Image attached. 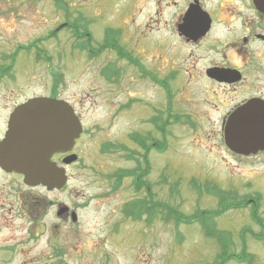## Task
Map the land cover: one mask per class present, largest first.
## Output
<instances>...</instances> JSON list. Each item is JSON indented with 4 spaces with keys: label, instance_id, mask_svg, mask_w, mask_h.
I'll return each mask as SVG.
<instances>
[{
    "label": "rangeland",
    "instance_id": "rangeland-1",
    "mask_svg": "<svg viewBox=\"0 0 264 264\" xmlns=\"http://www.w3.org/2000/svg\"><path fill=\"white\" fill-rule=\"evenodd\" d=\"M158 1L0 0V53L11 50L18 43L26 44L44 37L61 22L75 23L78 27L83 24L82 31L79 27L81 34L88 29L92 46H103V34L108 30L105 28L117 27L122 20L127 22L122 27L123 47L132 50L148 67L162 70V50L165 49L162 48L161 30L155 28L160 17V8L154 6ZM146 23L154 28L152 32L146 29ZM111 33L115 36L116 31L111 29ZM110 41L106 42L108 48L104 47V53L94 59H87L81 50L86 44L84 39L77 40L65 28L51 39L35 41L38 48L53 56L58 93L74 108L83 135L77 141V162L66 168L68 181L54 197L46 195L51 203L47 210L40 208L31 216V223L20 218L15 210L18 205L12 196L17 193L16 180L0 181L3 184L0 192L9 198L8 203L0 207V215L5 218V222L0 220V264L222 262L219 243L206 236L199 223L176 226L173 221L163 219L167 210L160 207L151 218L144 214L139 220L122 213L124 205L145 199L146 192L136 193L131 178L118 184L115 175L120 170L135 169L136 160H142L143 150L132 140L134 134L137 137L145 134L148 144L151 134L152 141H159L160 146V133L149 125V117L155 113L148 105L159 107L162 99L161 92L146 82L136 67L114 62ZM78 49L81 50L79 54L75 52ZM22 61L20 64L25 66L14 84L22 86L19 94L11 97L12 103L26 99L34 89L37 91L28 76L33 74L32 78H38L37 75L42 74V67L32 64L31 59L22 58ZM103 67L109 68L108 79L101 72ZM11 86L7 83L0 86L1 117L6 96L13 91ZM188 94L192 103L177 106L182 112L196 113V119L171 122L163 151L159 147L149 154L151 170L146 180L151 185L154 201L184 216H192L199 210L221 209L216 204L227 206L228 191L250 194L261 186L264 192V154L242 160L230 159L222 132H219L220 119L209 111L214 100L211 102L208 94L196 87L185 90L184 95ZM178 100L181 99L178 97ZM5 127L6 121L0 118V133ZM128 158L131 160H126ZM249 184L253 189H246ZM33 192L42 194L44 190ZM26 198L25 195L20 205L25 214L28 210ZM53 202L70 208L76 214V222L55 219ZM258 218L264 225V209ZM10 220H14L13 226L8 223ZM258 222L250 219L248 211L239 209L223 214L210 225L215 230L230 233L233 239L242 227L253 228L255 237L246 235L248 251L255 254L252 264H264V230ZM224 237L229 241V236ZM225 256L230 260L234 258L228 251ZM235 256L243 261L250 259L247 254L235 253Z\"/></svg>",
    "mask_w": 264,
    "mask_h": 264
},
{
    "label": "flooded vegetation",
    "instance_id": "flooded-vegetation-1",
    "mask_svg": "<svg viewBox=\"0 0 264 264\" xmlns=\"http://www.w3.org/2000/svg\"><path fill=\"white\" fill-rule=\"evenodd\" d=\"M146 1L150 2V0ZM155 5L160 8V17L155 28L158 31L161 30L162 48L165 49L162 50V70L148 67L143 60L140 61V58L136 57L132 50L123 47L125 43L122 42L124 34L122 27H125L127 22L122 20L117 27L105 28L108 30L103 34L101 42L103 46H92V36L87 32L88 29L84 34H81L79 29L81 28L82 31L83 24L79 28L75 23L61 22L53 29L48 30L44 37H38L26 44L18 43L11 50L0 53V86L3 87V84L7 83L12 85L11 89H13L6 96V105L2 109L4 115L0 116L2 120L6 121V127L0 133V144L8 133L6 132L7 121L16 106L35 98L61 99L69 102L68 99L61 96V93H58V78L56 67L53 65V56L46 54L44 49L38 48V42L35 41L51 39L57 35L58 31L65 28L74 34L77 40L84 39L86 44H83L81 50L87 59H94L104 53L106 34L111 33V29H114L116 38L111 33L113 36L111 46L116 49H110L114 53V62L133 65L146 82L148 81L161 92L162 102L161 99L159 100L161 106L148 105L149 109L155 113V116L151 114L149 117V125L162 137L160 148L165 147L166 133L169 132L168 128L171 122L196 119V113L182 112L177 106L192 103L189 94L187 96L184 94L185 90L196 87L208 94L210 101L214 100L209 111L220 119L219 132H222V138L226 128L227 132H261L260 147L255 154H237L224 145L230 159L242 160L246 157L264 154V0H160V2L154 3ZM149 23H146L145 27L149 32H152L154 28L149 26ZM81 50L78 49L75 52L79 54ZM166 51L171 54H167ZM22 58L31 59L32 64L40 65L38 67H42V74L37 75L38 78H32L35 76L33 74L29 75V78L26 77L30 84H33L38 90L32 88L34 91L26 99L12 103L11 97L19 94L18 90L22 86H14L19 78L18 73L25 66L20 64L23 62ZM105 68L108 67L103 69ZM158 71H161L162 74H159ZM178 97L181 100H178ZM154 120L155 122H153ZM247 120H250L248 128L246 127ZM255 120L260 123L259 129H250ZM82 135L83 132L79 138ZM148 137L149 146L159 143V141H152L151 134ZM79 138L75 140L70 151L54 154L51 160L59 166H63V159L75 153ZM141 138L146 139V135L144 134ZM136 145L142 149L138 143ZM150 152L149 149L147 151L148 159ZM238 165L241 164L238 163ZM258 165L260 168V161ZM69 166L65 165L64 167ZM258 174L260 177V171ZM2 180H16L17 193L12 196V200L15 197L14 203L18 205L15 210L20 218L24 217L30 223L32 222L31 216H34L40 208L47 210L51 201L46 198V195L51 194L54 197V193L57 191L56 189L48 190L42 185L35 187L26 185L23 175L6 171L0 166V181ZM258 188L259 190L255 189L250 194L242 195L238 192L228 191V197H226L228 205L221 203L216 206L221 208L218 210H221L222 214L239 209L246 210L250 219L257 224L258 216L264 209V192L261 186ZM36 189H42L44 192L42 194L33 192ZM246 189H253L252 184H249ZM22 190H25L26 193H23ZM25 195L28 204L27 214L20 206L21 199ZM8 201L7 195L0 192V207L6 205ZM51 207L54 209L55 219L72 223L73 211L70 208L55 202L51 204ZM216 209L214 208V210ZM0 220L5 222V218L2 219L1 215ZM8 223L13 226L14 220H10ZM258 225L264 230V225L260 224V220ZM252 229L249 226L239 229L237 239L234 238L236 240L229 233L227 251L234 258L228 262L232 264L253 263L255 254L248 251L246 241L247 234L255 237ZM257 249L262 251L259 247ZM235 253L250 255V259L248 261L239 260Z\"/></svg>",
    "mask_w": 264,
    "mask_h": 264
},
{
    "label": "water",
    "instance_id": "water-1",
    "mask_svg": "<svg viewBox=\"0 0 264 264\" xmlns=\"http://www.w3.org/2000/svg\"><path fill=\"white\" fill-rule=\"evenodd\" d=\"M259 121L250 129H259ZM250 125L247 120L246 127ZM82 131L72 108L65 102L32 99L19 105L8 121L9 134L0 146V166L23 174L30 185L60 189L66 182L64 170L49 162L53 153L71 149ZM261 132H224V143L241 155L254 154L260 147ZM72 155L64 160L70 164ZM75 221V220H74Z\"/></svg>",
    "mask_w": 264,
    "mask_h": 264
},
{
    "label": "trees",
    "instance_id": "trees-1",
    "mask_svg": "<svg viewBox=\"0 0 264 264\" xmlns=\"http://www.w3.org/2000/svg\"><path fill=\"white\" fill-rule=\"evenodd\" d=\"M133 140L137 143H141L142 148L145 150L144 155L142 157V161L136 160L137 162V167L132 170L128 171H119L116 173L115 178L117 179V183L119 184L121 182V179L125 176H130L134 179L133 182V187L135 189V192H140L141 190H144L146 192V198L143 200H137L134 203H129L125 206L124 211L127 214L128 217L130 218H135L141 219L142 216L145 214L148 217L151 218L154 214H156V210L158 207L160 208H165L167 210V213L165 215V218H163L165 221H173L176 226H179L180 224H192L195 222H200L202 224V227L208 231V234L210 236H213L217 242L219 243L221 247V254L220 257L222 258L223 261H228L229 257L225 256V242L226 234H222L219 232H216L214 230L209 229V224L208 220H212L215 216L219 215V213H210V212H197L195 214H192V216H184L179 213L178 210L168 206L164 205L161 206L159 202L154 201L153 193L151 190V185L147 182L146 177L150 171V165L147 160V151H148V146L146 147L145 142H141L139 137H134ZM152 147V146H151ZM107 149V147L105 148ZM131 159V158H129Z\"/></svg>",
    "mask_w": 264,
    "mask_h": 264
}]
</instances>
